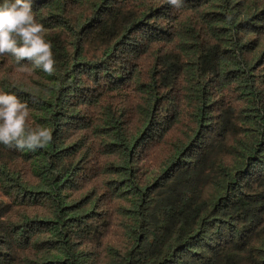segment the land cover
I'll return each instance as SVG.
<instances>
[{
  "label": "trees",
  "instance_id": "trees-1",
  "mask_svg": "<svg viewBox=\"0 0 264 264\" xmlns=\"http://www.w3.org/2000/svg\"><path fill=\"white\" fill-rule=\"evenodd\" d=\"M52 75L0 93L54 141L0 144V264H264V0H32Z\"/></svg>",
  "mask_w": 264,
  "mask_h": 264
},
{
  "label": "clouds",
  "instance_id": "clouds-1",
  "mask_svg": "<svg viewBox=\"0 0 264 264\" xmlns=\"http://www.w3.org/2000/svg\"><path fill=\"white\" fill-rule=\"evenodd\" d=\"M171 7H183V0H168ZM32 0H0V56L14 57L21 70L27 61L45 73L55 71L52 45L42 35ZM29 107L16 95L0 93V144L8 149L37 151L54 141L52 130L28 126Z\"/></svg>",
  "mask_w": 264,
  "mask_h": 264
}]
</instances>
